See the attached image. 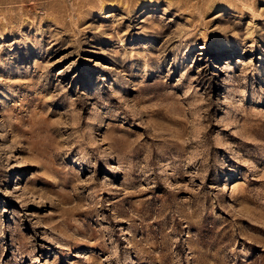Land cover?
Masks as SVG:
<instances>
[{
	"label": "rangeland",
	"instance_id": "obj_1",
	"mask_svg": "<svg viewBox=\"0 0 264 264\" xmlns=\"http://www.w3.org/2000/svg\"><path fill=\"white\" fill-rule=\"evenodd\" d=\"M0 264H264V0H0Z\"/></svg>",
	"mask_w": 264,
	"mask_h": 264
}]
</instances>
